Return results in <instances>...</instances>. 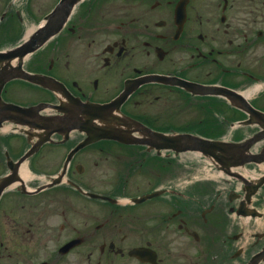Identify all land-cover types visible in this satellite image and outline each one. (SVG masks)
Returning a JSON list of instances; mask_svg holds the SVG:
<instances>
[{"label": "flooded vegetation", "instance_id": "flooded-vegetation-1", "mask_svg": "<svg viewBox=\"0 0 264 264\" xmlns=\"http://www.w3.org/2000/svg\"><path fill=\"white\" fill-rule=\"evenodd\" d=\"M25 70L54 88L14 79L3 98L51 126L0 130V264H264V185L234 217L246 193L183 189V154L157 141L249 117L224 95L264 82V0H83ZM109 116L130 125L102 131Z\"/></svg>", "mask_w": 264, "mask_h": 264}, {"label": "water", "instance_id": "water-1", "mask_svg": "<svg viewBox=\"0 0 264 264\" xmlns=\"http://www.w3.org/2000/svg\"><path fill=\"white\" fill-rule=\"evenodd\" d=\"M50 17V23L48 24L45 30L40 31L38 33L40 34L39 36L33 37L29 43L23 45L21 48H18L15 53L0 54V63L3 64L4 62L10 61L16 55L20 56L19 58L22 63L23 58L27 53L33 52L34 50L38 49L54 33V16L51 15ZM228 127L229 124H222L221 128L215 129L214 133L204 127L202 128H204L203 130L208 136H212L214 134L221 133ZM176 143L177 140H171L170 146L175 148ZM181 143H183V151L199 150L207 156L214 157L222 165V169H224L227 174H230L231 166L242 165L248 160H251V158L246 154V150H248L249 148L248 143H244L243 145H230L222 142L204 140L198 137H191L187 138L186 140H179L178 145H180Z\"/></svg>", "mask_w": 264, "mask_h": 264}, {"label": "rangeland", "instance_id": "rangeland-1", "mask_svg": "<svg viewBox=\"0 0 264 264\" xmlns=\"http://www.w3.org/2000/svg\"><path fill=\"white\" fill-rule=\"evenodd\" d=\"M11 1V0H10ZM10 1L7 3L6 6H0V15L5 11L7 6L9 5ZM55 0H27L21 4H19L16 9L21 10L23 16H25L26 21L30 24L32 17L35 16L36 20L34 24H38L36 22L39 21L40 17L50 11L53 7ZM1 3V0H0ZM32 6V11H31ZM11 12H15L11 10ZM18 20V19H17ZM25 24L22 23L20 20L15 21L14 17L8 19L5 24L0 26V49L9 47L15 44L18 38L23 34L25 30Z\"/></svg>", "mask_w": 264, "mask_h": 264}, {"label": "bare ground", "instance_id": "bare-ground-1", "mask_svg": "<svg viewBox=\"0 0 264 264\" xmlns=\"http://www.w3.org/2000/svg\"><path fill=\"white\" fill-rule=\"evenodd\" d=\"M33 31V29H30L29 30V32H32ZM253 94V92L252 91H249V95L251 96Z\"/></svg>", "mask_w": 264, "mask_h": 264}]
</instances>
